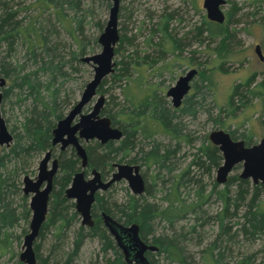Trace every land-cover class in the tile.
<instances>
[{
	"label": "rangeland",
	"instance_id": "rangeland-1",
	"mask_svg": "<svg viewBox=\"0 0 264 264\" xmlns=\"http://www.w3.org/2000/svg\"><path fill=\"white\" fill-rule=\"evenodd\" d=\"M37 1L0 0V23L4 26L0 32V78L6 80V84L0 86V118L13 137L21 130L19 125L25 116L40 108L41 101L54 98L55 105L50 110L57 114L52 115L51 124L54 126L72 103L79 100L93 76V63L83 59L101 51L97 38L104 31L112 6L111 0H48L43 7ZM202 2L119 0V39L112 59L115 71L104 77L103 86L97 94L105 97L102 109L105 116L126 112L129 104L122 89L125 85H133V80L140 74L150 94L154 89L159 90L160 93L155 96L161 98L167 110L175 111L170 98L164 96L165 92L175 85L180 75L189 69L197 70L188 98L194 94L200 107H196L199 110L193 117L185 115L181 118L183 132L195 141L190 144L180 142L181 148L177 150L176 157L171 158L173 163L168 168L149 164L141 167L147 175L149 192L142 197L156 204L165 205L163 198L176 189L180 197L190 200L198 190L208 194L209 191L225 190L226 184L230 193H236L241 184L244 197L254 192V186H264L253 183L250 178H241V164L233 167L221 183L216 181L221 159L210 170L206 165L192 164L197 148L208 140L211 131L221 129L251 145L264 138V0H226L222 6L226 21L222 25L232 36L209 38L203 34L198 40L194 37L195 29L207 21ZM229 12H234L230 21ZM6 13H9L7 20L5 18L7 24L2 21ZM7 33H10L7 37L9 41L3 40ZM256 45H259L262 59L255 53ZM51 70H54L53 77L50 76ZM28 75L31 76L28 82L40 83L38 92L29 96L27 80L22 84L23 78ZM237 85L238 92L233 96ZM136 90H140L138 85H134L131 91L136 93ZM27 91L28 98L25 99ZM96 97L86 106L85 112L90 110ZM14 139L6 147L0 145L5 165L0 170L20 179L24 175H35L45 150L33 151L24 162L20 159L7 162L11 148L16 146ZM157 139L162 148L174 147L175 141L165 135ZM205 144L212 145L209 140ZM145 145L144 151L148 149V143ZM65 155H70L69 150ZM123 156L120 154L116 159L122 158L120 161L124 163L129 158H135L134 155ZM136 162L140 163L138 159ZM106 170L100 172L107 173ZM128 194L130 191H127L126 182L120 181L106 191L103 198L115 202L118 207L125 202ZM260 194L259 200L264 199L263 189ZM19 197H23L20 192L14 197L19 206L18 212L22 208ZM26 201L29 202V199L25 198L23 203L27 210ZM207 207V212L212 213L221 208V203L213 195ZM238 214L233 221H240ZM29 220L30 213L19 215L13 224L0 230V264H26L20 260V254L24 251ZM192 223V218L188 217L170 226L155 218L153 229L156 236H175L179 239L178 244L187 262L205 264L203 251L215 239L218 228L215 223H209L193 230ZM61 225L59 221L50 225L46 219L39 228L31 244L35 264H63L68 258L71 259L70 264H114L116 257L120 256L114 252L115 248L120 254V248L104 230L94 235L87 229H80L78 220L67 227ZM78 233H82L81 239L77 237ZM238 237L234 250L226 252L221 264H236L241 254H253L249 264H264V243ZM101 239L106 240V245ZM153 256L160 261L164 258L162 255ZM121 259L123 264H127L124 258ZM173 262L178 263L177 260Z\"/></svg>",
	"mask_w": 264,
	"mask_h": 264
},
{
	"label": "trees",
	"instance_id": "trees-1",
	"mask_svg": "<svg viewBox=\"0 0 264 264\" xmlns=\"http://www.w3.org/2000/svg\"><path fill=\"white\" fill-rule=\"evenodd\" d=\"M47 1L48 0H38L37 3L43 7L45 4L47 5ZM8 14L6 13L5 16L2 17V21L6 24V20L9 17ZM232 16H234V12H229L228 21H230ZM3 28L4 26L0 23V32ZM203 34L209 38H228L229 36H232L227 27H224L222 24L213 23L209 20L204 21L203 26L196 27L194 37L199 40L203 37ZM9 35L10 33H7L3 40L6 39L9 41L7 38ZM54 68L56 69L57 67ZM122 70L125 71V68ZM53 71L54 70L50 71V76L52 77L54 75ZM27 79L31 80V76L28 75L26 79L24 77L22 84L26 83L25 81ZM28 80L26 84L29 86L27 88L29 94L27 91L25 99H27L30 94L37 93L40 86V83L35 81L36 83L33 84L28 82ZM19 85H21V83ZM134 85H138L140 89L136 90V93L131 91L132 88H134ZM145 86V79L139 74L133 80V85H125L122 89V92L128 101L129 108L126 112H116V114L122 115V119L121 117L117 119L115 114L111 117L114 124H118L123 130L124 138L118 143V146H115L112 142H108L105 146L101 147L100 150L98 147L91 146L89 150L90 161L94 166L101 167L103 166L102 164L110 163L115 154H117V151L125 150L126 148L133 149V145L137 143L136 139H138L137 137L139 136H141L139 143L142 144V142L148 140V148H150L147 151H143L142 148L138 149L144 159L148 155L153 154L156 156L155 162L158 163V168H168V166L172 165L173 162L171 158L175 155L174 147L172 149L170 147L162 148L161 144H155L151 139L156 132L152 131L145 134L143 131H137L135 126V129L131 130V127L127 124L131 117H133V120H142V123L138 128L143 125L149 128L160 127L164 129L165 133L170 132L179 135L176 137L177 139L180 138L186 143H193V141H191L192 138L183 132L184 128L181 123V118L184 117V115L193 117L197 110H199V108L196 109V107H200L197 102H195L196 96L192 94L187 98L181 109V113L176 114L175 111L167 110L162 104L160 98H151V91L148 88H145ZM238 89L239 85L234 87L232 93L233 96L238 92ZM54 105V98L50 101L43 100V102L41 101V106L38 110L33 109L27 116H25L24 121L19 125V129L21 130L14 135L16 146L11 148L8 157L6 158L7 162H11L10 160L12 159H20L24 162L25 158H27L28 155H31L33 151H41L46 148L50 136V128L53 125L51 124V120L54 115H57L50 111ZM145 112L147 115L144 116ZM147 116H149L150 119L155 120V122L153 124L147 123L145 121ZM206 141L200 143L196 154L193 156L192 164L206 165L210 170L212 165H218L221 156L217 147L205 144ZM3 157L4 155H0V168L5 166L3 164ZM75 161L72 159L63 161V174L59 179L60 182L63 183L66 181L74 171V168L76 167ZM241 182L244 184L247 183L243 180ZM16 184V177L5 174L4 171L0 170V230L13 224L19 215L26 216V214H29L28 209H25L26 205L23 204L25 200L24 196L22 198L19 197L22 208L20 209L21 211L18 212L19 206L14 201V197L18 194ZM178 184L180 185V182ZM178 184L176 187H178ZM227 187L228 184L225 185V190L209 191L208 194H204L202 189L198 190L196 196L190 200L180 197V193L176 189L177 192H170L165 198H163L166 201V204L164 203L165 205H163V203L156 204L149 202L143 197H133L129 198L127 203L118 206L116 213L118 214L119 219L137 223L139 225L140 238L145 243H152L150 245L157 247L158 252L155 256L162 255L164 257L163 260L160 261L157 258L155 259L152 255L153 258L150 256V264H174L173 261L175 260L178 261L177 264H190L186 261L187 257L182 251L181 246L178 244L179 239H176L175 236L169 237L155 235L153 229L155 218H159L172 226L176 222L189 217L193 220L191 227L193 230L198 226L215 223L218 228L216 237L204 249L203 258L205 264H221V261L226 257V252L231 253L234 250V245L237 243L236 240L239 238L238 236H243L244 239L260 240L264 243V199L259 200V195H261L260 191L262 189L264 190V186H254V192L247 197H244V188L241 187V184L236 193H230L227 190ZM146 191L148 192V188ZM213 195L215 199L221 203V208L218 211L208 213L207 205L210 203ZM56 208L57 209L53 211V218L63 220V225H61V227H67L69 225V218L65 217V212L62 207ZM107 209H110L109 206H107ZM239 211H242V213L240 214ZM237 214L240 215V221H233V218L236 217ZM81 235L82 233H78L77 237H80L81 239ZM101 240L104 241L103 243L106 245V240ZM114 252L115 254L120 255L115 248ZM252 257L253 254L248 256L241 254V258L236 264H249ZM70 262L71 259L68 258L63 264H70ZM120 263L123 264L121 256H117L114 264Z\"/></svg>",
	"mask_w": 264,
	"mask_h": 264
},
{
	"label": "water",
	"instance_id": "water-1",
	"mask_svg": "<svg viewBox=\"0 0 264 264\" xmlns=\"http://www.w3.org/2000/svg\"><path fill=\"white\" fill-rule=\"evenodd\" d=\"M112 6L109 10V17L104 31L98 36L97 42L101 46V51L83 59L84 62L91 61L93 63L92 79L85 85L79 100L73 105L63 119L57 122L52 130L53 144L62 143V147L72 144L76 153L82 158V164L85 163V151L79 145L75 133L78 132L79 137L85 139L96 138L102 142L108 139H116L121 133L117 128L110 126V120L106 117L99 118L98 113L103 104L104 97L99 95L92 111L87 114H81L83 106L96 94V89L102 79L113 71L114 62V46L119 39L117 32V11L119 0H111ZM226 4V0H203L202 7L206 11L207 20L223 24L225 22V13L222 6ZM255 53L262 59L259 45L255 46ZM195 69H191L185 76H181L176 80L175 85L171 86L167 95L171 96L173 106L180 103L181 98L189 89L188 81L195 74ZM3 79L0 78V86ZM1 96V95H0ZM77 114H80L79 121L73 125L71 122ZM66 136V138H64ZM211 142L218 146L222 163L216 170V181L218 183L225 181V176L238 163H242L241 178H250L253 183L261 181L264 184V138L257 144L245 146L241 140H232L229 134L223 130H214L209 134ZM11 141V135L6 129L3 119L0 118V144H8ZM49 153L39 163V174L36 182L30 184L31 180L26 176L27 182L23 191L25 193L35 194L30 199L31 217L29 222V232L24 236V251L20 254V260L26 264H35L34 254L31 248L32 241L37 236L39 228L45 219L47 197L50 191L51 178L56 170V161H53L52 168L46 171V162ZM134 170V174L132 173ZM137 166H129L127 164L118 165V173L113 175V179L124 177L128 180L134 193H141L144 189L143 180L137 172ZM46 181V185L39 190L40 185ZM98 182V183H97ZM97 183V184H96ZM104 188L106 184L99 181V175L96 173L94 178L84 181L83 174H76L73 178L72 186L67 190L70 197H75L78 208L82 213L85 221L89 220V207L93 200V194L97 188ZM105 225L109 228L117 240L125 260L130 264H149L145 256L147 250H157L156 246L146 244L139 235V225L132 223L129 226H122L115 222L107 215L103 214Z\"/></svg>",
	"mask_w": 264,
	"mask_h": 264
},
{
	"label": "flooded vegetation",
	"instance_id": "flooded-vegetation-1",
	"mask_svg": "<svg viewBox=\"0 0 264 264\" xmlns=\"http://www.w3.org/2000/svg\"><path fill=\"white\" fill-rule=\"evenodd\" d=\"M113 57H114V55H113ZM115 66L116 65L114 63L113 71L110 72L109 74H111V73H113L115 71ZM190 70L191 69H189L185 74H182L179 77L185 76ZM195 71H196L195 74L188 81V86H189L188 91L181 98L179 105H177V106L174 107L176 114H180L181 113V109L183 108V105L185 103V100L188 98V95L190 93L189 91L191 90L192 80H193V78L197 74V70L196 69H195ZM1 78L3 79V84L1 86H3V85L6 84V80L3 77H1ZM178 78H177V80H178ZM103 79H102V81L100 82L99 86L96 89V94L81 109V114H87V113L91 112L92 111V108H93V106L95 104V102L97 101V97L99 95H103V94L97 95L99 93V90L103 86L102 85ZM167 91L165 92L164 96H166L168 99L170 98L171 103H172V98H171V96H168L167 95ZM156 93H160V92H159V90L154 89L153 90V93L151 94L152 95L151 98L158 99L155 96ZM1 97H2V94H1ZM94 97H96V99L92 103V106H91L90 110H88V111L85 112L86 106L92 102V100H93ZM103 97H104V95H103ZM151 98H149V99H151ZM104 103H105V97H104L103 104H102V106H101V108L99 110V113H98L99 118H102V117L108 118L110 120V126L112 128H117L120 131L121 135H120V137H118L116 139H108L107 141L102 142L101 140H98L96 138L85 139L83 137H79L78 136V132H76L75 133V136L77 137V141H78L79 145L85 151V163L84 164H82V158L77 155L76 149H75V147L72 144H68L65 147H62V143L61 142H58L56 144H53V142H52V139H53L52 130L57 125V122L59 120L63 119V117L68 113V111L73 107L74 104L72 103V106L66 112V114L62 118L57 119V122H56V124L54 126L53 125L51 126L48 144H47L46 148L44 149L45 151H44L43 157L40 159V161H41L45 157V154L46 153H49V158H48V160L46 162V168H45L46 171L50 170L52 168L53 161L54 160L56 161V170L53 173L52 178H51V185H50V191H49L48 197H47L46 214H45L44 221H46V219H47V222L50 225L52 224V222H53V224H55L56 221H59L63 225V220L55 219L52 216L53 215V211H55L57 209L56 207H62L63 211L65 212L64 213L65 217L66 218H69V224H71V223L75 222L76 220H78L79 221V227H80V229H87L91 233H94V235L97 232H100V231L102 232L104 230L105 232L108 233L109 237L112 240H115L116 246L119 247L118 244H117V240H116L115 236L112 234V232L109 230V228L104 223L103 214L107 215L112 220H114L115 222L121 224L122 226H129V225H131L134 222H130L129 220L119 219L118 216L116 218V214H117L116 213V210H117L116 208H117V205L115 204V202H112L111 203L110 201H108V199L103 198V194L106 191H108L109 189H111V187L113 185H115L116 183H118L120 181H125L126 182V185H127V191L128 192L130 191V194L127 195L126 200H125L124 203H127V201L129 200V198H133V197L134 198H139V197H142L145 193L149 194V192L146 191L147 190V184H146L147 183V180H146V178H147L146 176L147 175L144 172H142L141 167L144 166L143 164H145V165L146 164L147 165L149 164V165H154V166H158V167H159V165H158V163L155 162L156 156L153 155V154L148 155L145 159L142 157L143 155H141V153H140V151L138 149L139 148H142L143 151H144V149H146V145H147V144L145 145V142L147 143L148 140L145 141V142H142V144L139 143L141 136L137 137L138 138V139H136L137 143L135 145H133L134 146L133 149H127L126 148L125 150L117 151V154H115V156L112 158V161L110 163L102 164L103 166H101V167L100 166H94L91 163V161H90V154H89V152H90L89 150H90L91 146L98 147L99 150L101 149V147L105 146L108 142H112V143H114L115 146H118V143L120 141H122V139L124 138L123 130L118 126V124H114V122L112 120V117H107V116H105L103 114L102 109H103ZM114 114H115V117L117 119H119L120 116H121V115H118L116 113H114ZM145 115H147L146 112L144 113V116ZM79 118H80V114H77L75 116V118L73 119V121L71 122V125L77 123L79 121ZM121 119H122V117H121ZM145 121L147 123H150V124H153L155 122V120L150 119L149 116H147V119H145ZM151 121H153V122H151ZM141 123H142V120H133V117H131V119L128 121L127 124L129 125V127H131V130H134L135 129L134 126H135L137 128L136 129L137 131H143L145 134L146 133H150L152 131L153 132H156L155 135L152 136V139H151L152 141L155 142V144H161L160 141H157L158 140L157 137L160 136V135H165V136H167L171 140L173 139L175 141V143H173V146H174L173 149H174V153H175L174 156L176 157V154L178 152L177 150H179V148H181L180 142H182V140L180 138H178V139L176 138L179 135H176V133L174 134V133H170V132L165 133L164 132V129H162L160 127H158V128L157 127L149 128V127L143 125V126H141V127L138 128V126H140ZM6 129H7V127H6ZM229 136H230V138L232 140H238L235 137H233L231 134H229ZM13 138L14 137L11 135V141L13 140ZM64 138H66V136H64ZM208 140L211 142V140L209 139V135H208ZM208 140L206 142H208ZM191 141L194 142L195 141V138H192ZM241 141L244 142V145L245 146H250L251 145L249 143H246L244 140H241ZM8 144L3 143V144H0V145L6 147V146H8ZM212 145L215 146V147H217V149H218V151L220 153V156H221V161H223L222 160V155H221V152H220L218 146L214 145L213 143H212ZM55 148H57L58 151H56L57 149L55 150ZM148 149H150V148H148ZM68 150L70 152V155L67 157V155H65V153ZM147 150H145V151H147ZM120 154L121 155H124L126 157L131 156V155H134L135 158H133V159L132 158H129V159H127L126 162L123 163V161H120L122 158L119 159V160L116 159L118 157V155H120ZM67 159L68 160L69 159H72L74 161L76 160L75 161L76 167L74 168V171L70 174V176L67 178V180L62 183L59 180L60 177L63 174V171H62L63 165H62V163H63L64 160H67ZM136 159H138L140 161V163L136 162ZM40 161L38 162V166L36 168L35 175H33V176H31V175H24L21 179H20V177H16V183H17V188H18L17 189V192L22 193L23 196L25 198H27V200L29 199V202L28 201H26V202H27V206H28L27 207L28 208V211L30 213V217H31V209H30V206H29L30 205V199L35 194V192L25 193L23 191V188L25 187V184L27 183L24 178L27 176L31 180L30 184L36 182V179H37L38 174H39V163H40ZM122 164H127L129 166H137V168H138L137 172L139 173V175L141 176V178L143 180V187H144L143 192H141V193H134L133 190H132V188H131V186L129 185L128 180L126 178H124V177H121L120 179H115V180L113 179V175L116 174V173H118V165H122ZM139 164H141V165H139ZM238 164H242V163H238ZM100 170H104V171L106 170L107 173L106 172L101 173ZM79 173L80 174L81 173L83 174L84 181H88V180L93 179L94 176H95V174L97 173L99 175V181L101 183H103V184H106V187H104V188L99 187V188H97L95 190V192L93 194V200H92V202L90 204V207H89V212H88V214H89V220H87V221H85L84 217L82 216L81 211L78 208V204H77L76 198L75 197H70L69 196V192H67V190L69 188H71V186H72V182H73L74 176L76 174H79ZM132 173L134 174V170H132ZM107 175H109V176H107ZM259 183L261 185H264L263 183H261V181H258L255 184H259ZM45 185H46V181H43V183L39 187V190H42V188H44ZM124 203H122V204H124ZM107 206H109L110 209H107ZM47 214H48V216H47ZM44 221H43V223H44ZM29 222H30V220H29ZM43 223L41 224V226L43 225ZM150 244H152V243H150ZM157 252H158V250H155V251L147 250L145 252V256L148 259L149 264H150V256H152L153 254H156ZM120 256H121V258H124V260H125V256L123 255L121 249H120ZM125 262L127 264H130L126 260H125Z\"/></svg>",
	"mask_w": 264,
	"mask_h": 264
},
{
	"label": "bare ground",
	"instance_id": "bare-ground-1",
	"mask_svg": "<svg viewBox=\"0 0 264 264\" xmlns=\"http://www.w3.org/2000/svg\"><path fill=\"white\" fill-rule=\"evenodd\" d=\"M147 244V243H146ZM148 245H150V244H148Z\"/></svg>",
	"mask_w": 264,
	"mask_h": 264
}]
</instances>
